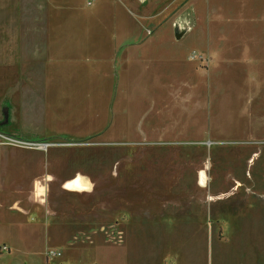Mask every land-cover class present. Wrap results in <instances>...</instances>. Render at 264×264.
Here are the masks:
<instances>
[{
	"label": "rangeland",
	"instance_id": "obj_1",
	"mask_svg": "<svg viewBox=\"0 0 264 264\" xmlns=\"http://www.w3.org/2000/svg\"><path fill=\"white\" fill-rule=\"evenodd\" d=\"M179 8L178 39L199 24L195 39L223 54L221 68L192 53L197 82H212L197 137L116 146L47 131L43 91L0 70V264H264V0ZM48 167L52 182L28 176ZM32 201L47 207L38 217L20 212ZM24 222L43 230L25 241L11 231Z\"/></svg>",
	"mask_w": 264,
	"mask_h": 264
},
{
	"label": "crops",
	"instance_id": "obj_2",
	"mask_svg": "<svg viewBox=\"0 0 264 264\" xmlns=\"http://www.w3.org/2000/svg\"><path fill=\"white\" fill-rule=\"evenodd\" d=\"M107 3L0 0V70L11 69L15 89L43 91L35 107L47 131L116 146L156 147L168 138L197 137L198 115L206 121L210 109L212 117L211 102L197 103L198 90H211L212 82H197L192 53L203 49L221 68L223 54L207 38L195 39L199 24L178 39L180 0ZM192 7L198 17L197 5ZM191 38L194 44L182 52L179 43ZM37 174L43 185L57 172L48 167L28 176ZM32 205L20 212L38 217L47 208ZM42 230L28 222L11 227L25 241Z\"/></svg>",
	"mask_w": 264,
	"mask_h": 264
},
{
	"label": "bare ground",
	"instance_id": "obj_3",
	"mask_svg": "<svg viewBox=\"0 0 264 264\" xmlns=\"http://www.w3.org/2000/svg\"><path fill=\"white\" fill-rule=\"evenodd\" d=\"M105 10V9H104ZM79 14V13H78ZM80 17V16H79ZM85 18V17H84ZM78 19V18H77ZM80 20V19H79ZM110 20V19H109ZM84 22V21H83ZM83 22H81V23H83ZM104 22V21H103ZM85 23V22H84ZM70 25V24H69ZM90 27V26H89ZM79 32V31H78ZM181 36H179L178 38H180ZM59 69H60V67H59ZM57 70V69H56ZM61 70V69H60ZM79 72V71H78ZM81 73V72H80ZM57 74V73H56ZM53 75H55V74H53ZM53 89V88H52ZM77 89V88H76ZM73 91V90H72ZM68 99V98H67ZM71 101V100H70ZM82 178V177H81ZM28 236V235H27Z\"/></svg>",
	"mask_w": 264,
	"mask_h": 264
},
{
	"label": "water",
	"instance_id": "obj_4",
	"mask_svg": "<svg viewBox=\"0 0 264 264\" xmlns=\"http://www.w3.org/2000/svg\"><path fill=\"white\" fill-rule=\"evenodd\" d=\"M177 37H179V35L177 34Z\"/></svg>",
	"mask_w": 264,
	"mask_h": 264
}]
</instances>
